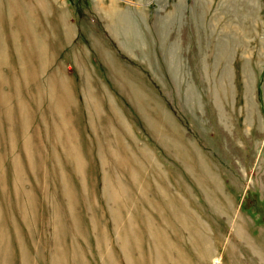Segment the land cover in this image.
<instances>
[{"label":"rangeland","instance_id":"obj_1","mask_svg":"<svg viewBox=\"0 0 264 264\" xmlns=\"http://www.w3.org/2000/svg\"><path fill=\"white\" fill-rule=\"evenodd\" d=\"M156 256L264 264V0H0V264Z\"/></svg>","mask_w":264,"mask_h":264},{"label":"bare ground","instance_id":"obj_2","mask_svg":"<svg viewBox=\"0 0 264 264\" xmlns=\"http://www.w3.org/2000/svg\"><path fill=\"white\" fill-rule=\"evenodd\" d=\"M44 1V0H43ZM250 9V8H249ZM224 50V49H223ZM219 51H220V49H219ZM224 52V51H223ZM222 52V53H223ZM225 52H227V51H225ZM221 54V53H220ZM224 55V54H223ZM228 56V55H227ZM226 57V56H225ZM231 61V60H230ZM226 63V62H225ZM229 66V65H228ZM228 66H226V67H224V70H223V74L226 76V77H228V79H229V75L228 74H230L229 73V71H230V69H229V67ZM245 71V70H244ZM222 75V74H221ZM222 76H220V78H221ZM225 78V77H224ZM227 79V80H228ZM218 80H220V79H218ZM221 80H222V78H221ZM246 82H248L247 80H245ZM220 83H223V82H220ZM216 85V84H215ZM220 85V84H219ZM222 86V85H221ZM220 86V87H221ZM247 87H248V85H247ZM249 106H251L252 105V103L251 102H249V104H248ZM252 107V106H251ZM251 107H249V109L251 110ZM237 215V214H236ZM235 218V217H234ZM236 218H238V217H236ZM238 232V231H237ZM186 233V232H185ZM239 234H241L240 232H239ZM244 235V234H243ZM240 236V235H239ZM241 236H242V234H241ZM153 237H154V239L156 238L154 235H153ZM164 237V236H163ZM190 238V237H189ZM156 241H157V239H156ZM177 242V241H176ZM157 244V243H156ZM179 246V245H178ZM190 246V245H189ZM192 246V245H191ZM152 247V246H151ZM150 249V248H149ZM163 249V248H162ZM156 252V251H155ZM157 254V253H156ZM153 255V254H152ZM149 257H148V259H149V262H152L151 261V259L152 258H150L151 256H150V253H149V255H148ZM155 256V255H154ZM104 258V257H103ZM154 258V257H153ZM155 259H156V261H155V263L157 262V264H158V261H157V259H158V257L156 256L155 257ZM154 259V260H155ZM142 260V259H141ZM135 261V260H134ZM136 262V261H135ZM135 262L133 263V264H135ZM153 263H154V261H153ZM160 264H163L162 262L160 263ZM166 264H169V262H167ZM173 264V263H172Z\"/></svg>","mask_w":264,"mask_h":264}]
</instances>
